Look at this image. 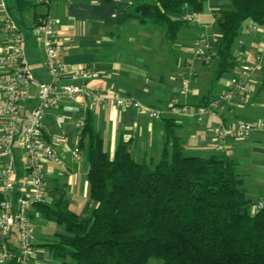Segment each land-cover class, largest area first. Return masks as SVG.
<instances>
[{
    "label": "crops",
    "instance_id": "1",
    "mask_svg": "<svg viewBox=\"0 0 264 264\" xmlns=\"http://www.w3.org/2000/svg\"><path fill=\"white\" fill-rule=\"evenodd\" d=\"M135 2L0 0V48L8 38L2 32L3 20L9 19L24 30L25 65L35 80L30 85L23 111L25 119L36 103V81L50 79L43 62L42 43L33 30L36 17L42 14L58 20L55 30L64 38L59 60L69 67L87 66L96 72L92 78L77 80V85L102 93L112 89L120 97L133 98L161 112L160 117L154 119L134 108L119 107L107 93L104 102L87 99L76 102L62 97L58 107L49 109L42 117V138L52 140V147L59 157V162L46 159L41 163L45 202L62 193L79 219L86 218L97 205L89 195L85 139L79 147L77 123L84 120L86 113L91 116L93 128L101 136L108 157H112L120 142H126L135 160L157 162L163 147L170 146L171 140L166 133V121L170 119L174 123V135L185 154L208 156L224 152L236 163L246 197L254 201L264 195V134L227 139L223 151L217 150L212 135L219 118L225 123L264 121V25L251 29L249 23H245L234 41L236 52L248 50L250 63L255 64L256 55H260V67L251 72L248 81L249 94L220 100L213 106V113H205L198 119V107L225 92L230 79L217 74L214 44L208 52V62L196 55L198 37L202 32L209 39L217 40L221 36L216 16L231 8L230 0H204L199 13L186 8L185 11L195 14L198 20L182 23L172 41L166 39L165 25L140 21V16L132 10ZM237 70L238 66L233 64L229 69L231 76ZM68 81L69 77H62L58 87L62 88ZM1 104L0 92V107ZM171 105H185L186 111L173 114L169 111ZM57 116L63 117L61 123L57 122ZM3 131L4 119L0 114V139ZM76 148L77 155L73 153ZM6 165L12 167L14 174L6 198L15 201L30 189L24 150L17 139L9 156L0 155V172ZM28 216L34 227L32 243L36 250L29 264H74L70 256L51 257L48 249L41 245L55 240L60 234H68L64 226L44 217L35 206L29 210ZM2 242L7 243L8 248L4 259L0 244V264H9L20 254L15 231Z\"/></svg>",
    "mask_w": 264,
    "mask_h": 264
},
{
    "label": "trees",
    "instance_id": "2",
    "mask_svg": "<svg viewBox=\"0 0 264 264\" xmlns=\"http://www.w3.org/2000/svg\"><path fill=\"white\" fill-rule=\"evenodd\" d=\"M135 1L132 10L140 21L165 25L168 41L184 23L181 12L199 13L204 3ZM230 3L216 16L218 74L235 64L231 49L244 24L264 25V0ZM166 123L170 146L163 147L155 163L137 161L126 142L108 157L86 113L79 147L85 139L89 195L97 205L79 219L62 193L34 204L68 233L41 244L51 257L70 256L74 264H146L151 258L158 264H264V206L252 209L256 199L246 197L234 159L224 152L185 154L174 123ZM14 263L18 258L9 261Z\"/></svg>",
    "mask_w": 264,
    "mask_h": 264
},
{
    "label": "built area",
    "instance_id": "3",
    "mask_svg": "<svg viewBox=\"0 0 264 264\" xmlns=\"http://www.w3.org/2000/svg\"><path fill=\"white\" fill-rule=\"evenodd\" d=\"M179 17L184 22L198 20L195 14H189L185 10L181 12ZM57 22L58 20L49 14L37 16L34 22L33 30L42 43L44 49L43 62L50 79L48 81H36V103L25 119L23 111L29 98L30 85L35 81L25 65V33L11 20H3L2 32L8 38L0 48V67L3 69V72L0 73V92L2 94L0 114L4 119V131L0 139V155L9 156L12 153L13 142L15 139L18 140L26 158L30 189L15 201H9L6 195L13 185V169L10 165H6L0 172V244L2 243V255L5 259L7 252L2 240L15 231L20 251L19 264H29L36 254L32 243L34 227L28 212L34 207V204L46 200L41 163L46 159L59 162V157L52 147V140L44 141L42 138L43 115L49 109H56L62 97H68L76 102H80L82 99L104 102L105 93L109 94V98L119 107L134 108L154 119L159 118L161 114L158 108L144 105L133 98L120 97L112 89H106L102 93L92 91L85 85H77V80L92 78L96 72L87 66L69 67L59 60L58 54L63 48L64 38L55 30ZM249 27L256 29V26L253 25ZM215 41L209 39L203 32L199 34L195 53L203 62L210 60V53L208 52ZM249 58L250 53L245 49H239L234 54V61L238 70L230 77L225 92L198 107V119L205 113H213V106L220 100H228L234 95L246 96L249 94L248 81L251 72L260 67V55H256L257 62L255 64L250 63ZM64 76L69 77V81L65 86L59 88L58 82ZM169 111L173 114L184 113L186 106L171 105ZM56 120L61 123L63 117L57 116ZM24 121L25 124H23ZM82 124L83 121L80 120L77 126L81 129ZM253 133L264 134L263 120H239L233 123H225L219 118L218 123L212 129L213 139L219 151L224 150V142L227 139L245 138ZM77 151L76 148L73 153L77 155ZM263 206L264 195L255 200L252 209H261Z\"/></svg>",
    "mask_w": 264,
    "mask_h": 264
},
{
    "label": "rangeland",
    "instance_id": "4",
    "mask_svg": "<svg viewBox=\"0 0 264 264\" xmlns=\"http://www.w3.org/2000/svg\"><path fill=\"white\" fill-rule=\"evenodd\" d=\"M236 43H233V45H232V49H231V51L232 52H234L233 54H235L236 53ZM218 60H216V65L218 64V62H217ZM217 68V70H218V67H216ZM218 74V73H217ZM222 78L223 79H226V78H230L231 77V74H230V72H229V69H225L224 71H222ZM160 262V260L159 259H155V258H151V259H149L148 260V262L146 263V264H157V263H159Z\"/></svg>",
    "mask_w": 264,
    "mask_h": 264
}]
</instances>
